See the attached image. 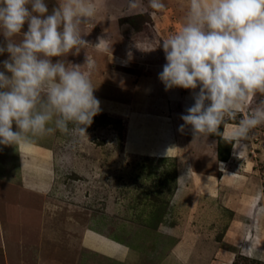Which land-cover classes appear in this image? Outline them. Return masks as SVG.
Returning a JSON list of instances; mask_svg holds the SVG:
<instances>
[{
	"label": "rangeland",
	"instance_id": "rangeland-1",
	"mask_svg": "<svg viewBox=\"0 0 264 264\" xmlns=\"http://www.w3.org/2000/svg\"><path fill=\"white\" fill-rule=\"evenodd\" d=\"M139 2L129 11L127 0H92L83 33L93 46L67 57L96 61L101 111L86 135L0 145V264H264V124L219 144L264 93L226 116L222 135L180 131L192 90H165L158 74L162 41L180 30L190 0H162L159 11ZM46 3L51 12L58 0Z\"/></svg>",
	"mask_w": 264,
	"mask_h": 264
},
{
	"label": "clouds",
	"instance_id": "clouds-1",
	"mask_svg": "<svg viewBox=\"0 0 264 264\" xmlns=\"http://www.w3.org/2000/svg\"><path fill=\"white\" fill-rule=\"evenodd\" d=\"M126 7L142 5L127 0ZM148 7L165 4L148 0ZM96 12L92 0H58L51 12L46 0H0V55L7 53L0 61V145L28 146L57 130L86 135L101 111L91 80L96 61L87 52L83 64L67 57L93 46L83 29ZM162 48L166 63L158 77L165 90H192L179 130L191 125L194 139L222 135L225 117L234 118L249 95L264 93V0H190L185 22ZM261 124L264 101L226 143L246 139Z\"/></svg>",
	"mask_w": 264,
	"mask_h": 264
},
{
	"label": "crops",
	"instance_id": "crops-1",
	"mask_svg": "<svg viewBox=\"0 0 264 264\" xmlns=\"http://www.w3.org/2000/svg\"><path fill=\"white\" fill-rule=\"evenodd\" d=\"M161 68H162V66H161ZM161 71V70H160ZM152 81L154 80V79H151ZM154 87V86H153ZM157 90L158 89H156L155 91L157 92ZM160 90V89H159ZM175 91H177V89L175 90ZM170 95H174V97L175 96H178L179 94L177 93V92H171L170 93ZM161 99V100H160ZM163 100V101H162ZM173 101L174 102H177L178 101V99H173ZM163 102V103H162ZM157 103V105H156V109H158L159 111H161V109H163V111H161V113L162 112H166L165 110H167V107H166V104H167V102H166V100H164V98L162 99V97L161 98H159L158 99V101H156L155 102V104ZM163 104H165L164 105V108H162L163 107ZM187 126L188 125H186V128H185V130L187 129ZM187 131V130H186ZM186 131H185V133H186ZM226 137H227V135H226ZM225 137V138H226ZM234 155V153H232V156ZM234 158H235V156H233ZM219 162V165H218V167H219V170H220V172H222L221 170H222V164H226L225 162H222V161H218ZM224 173V172H223ZM247 208H250V205L247 207Z\"/></svg>",
	"mask_w": 264,
	"mask_h": 264
},
{
	"label": "trees",
	"instance_id": "trees-1",
	"mask_svg": "<svg viewBox=\"0 0 264 264\" xmlns=\"http://www.w3.org/2000/svg\"><path fill=\"white\" fill-rule=\"evenodd\" d=\"M225 138V137H224ZM223 140H225V139H222V138H219V144L221 143V141H223ZM226 141V140H225ZM232 155V154H231ZM229 156H230V153H229V155H228V159H229ZM220 161H222V162H225V161H223V160H220Z\"/></svg>",
	"mask_w": 264,
	"mask_h": 264
},
{
	"label": "bare ground",
	"instance_id": "bare-ground-1",
	"mask_svg": "<svg viewBox=\"0 0 264 264\" xmlns=\"http://www.w3.org/2000/svg\"><path fill=\"white\" fill-rule=\"evenodd\" d=\"M179 119H180V118H179ZM179 124H180V122H178V125H179ZM227 135H228V136H230V135H231V133H227ZM228 136H227V137H228ZM225 163H226V162H225Z\"/></svg>",
	"mask_w": 264,
	"mask_h": 264
}]
</instances>
